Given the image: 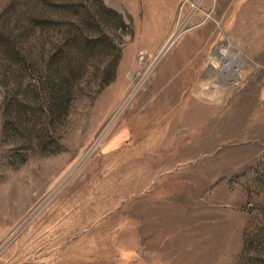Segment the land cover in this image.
Returning <instances> with one entry per match:
<instances>
[{
    "label": "rangeland",
    "instance_id": "1",
    "mask_svg": "<svg viewBox=\"0 0 264 264\" xmlns=\"http://www.w3.org/2000/svg\"><path fill=\"white\" fill-rule=\"evenodd\" d=\"M0 264H264V0H0Z\"/></svg>",
    "mask_w": 264,
    "mask_h": 264
}]
</instances>
